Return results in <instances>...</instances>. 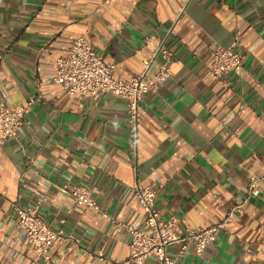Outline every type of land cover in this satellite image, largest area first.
<instances>
[{
  "label": "crops",
  "instance_id": "obj_1",
  "mask_svg": "<svg viewBox=\"0 0 264 264\" xmlns=\"http://www.w3.org/2000/svg\"><path fill=\"white\" fill-rule=\"evenodd\" d=\"M79 35L121 76L138 75L160 43L172 51L171 76L140 101L136 147L125 100L53 81ZM236 38L249 72L215 77L210 49ZM31 96L27 124L0 142V264L34 259L13 205L39 200L69 238L51 264H118L126 226L145 220L135 181L159 187L156 206L179 218L177 231L214 225L264 174V0H0V106ZM74 184L89 185L108 216L74 204L63 191ZM259 190L202 256L170 246L175 264H264V180Z\"/></svg>",
  "mask_w": 264,
  "mask_h": 264
},
{
  "label": "built area",
  "instance_id": "obj_2",
  "mask_svg": "<svg viewBox=\"0 0 264 264\" xmlns=\"http://www.w3.org/2000/svg\"><path fill=\"white\" fill-rule=\"evenodd\" d=\"M236 39L233 46L217 45L210 49L209 70L215 77L220 78L230 72L241 76L249 72L239 40ZM172 59V51L164 43H160L153 55L144 60L142 71L138 75H116V64L105 61L87 37L79 35L72 41L69 52L57 57L53 81L63 86L71 95L97 97L108 93L125 100L131 142L136 147L140 101L145 93L156 91L171 76ZM38 98L31 96L25 104L0 106V142L18 135L27 124L26 115L32 111ZM262 180L264 174L250 177L246 196L228 210L222 221L208 227L185 228L183 232L177 231L179 218L161 216L156 206L159 187L144 186L135 181L132 192L145 213V220L141 228L126 226L131 236L129 254L118 264H175V260L167 251L175 244H180V257H184L189 251L196 256H202L205 248L216 240L219 230L229 225L233 218L242 212L243 205L250 197L259 194V182ZM63 191L83 210H93L108 216L93 197L89 185H66ZM40 204V200L29 207L14 204L15 220L25 231L28 246L34 254L30 264H51L52 247L69 238L63 228L54 229L48 223L40 210ZM115 222L118 228L124 226Z\"/></svg>",
  "mask_w": 264,
  "mask_h": 264
}]
</instances>
